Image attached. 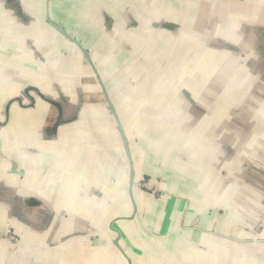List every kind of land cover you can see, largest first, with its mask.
Wrapping results in <instances>:
<instances>
[{
	"label": "crops",
	"instance_id": "crops-1",
	"mask_svg": "<svg viewBox=\"0 0 264 264\" xmlns=\"http://www.w3.org/2000/svg\"><path fill=\"white\" fill-rule=\"evenodd\" d=\"M233 1L248 6L0 0V234L11 229L19 237L13 243L0 236V264H264V142L233 145L224 134L213 136L208 122L217 112L208 117L204 110L193 127L176 124L168 135L169 124L159 120L129 124L132 116H190L183 111L195 95H145L128 75L151 68L141 70L140 81L179 82L175 68L196 67L185 36L208 41L214 21L223 29V8L235 12ZM201 3L209 5L207 19L196 31ZM248 3L251 9L240 10L264 16L258 7L264 0ZM161 22L176 25L175 34ZM198 47L206 52V45ZM190 74L183 75L195 83ZM106 97L116 116L127 117L122 135ZM180 97L187 103L182 112L173 105ZM262 106L264 99L256 109L264 116ZM140 132L154 138L144 141Z\"/></svg>",
	"mask_w": 264,
	"mask_h": 264
},
{
	"label": "rangeland",
	"instance_id": "rangeland-1",
	"mask_svg": "<svg viewBox=\"0 0 264 264\" xmlns=\"http://www.w3.org/2000/svg\"><path fill=\"white\" fill-rule=\"evenodd\" d=\"M240 12H244L242 10H239ZM247 16V12H244L243 15H241L238 20L244 21ZM207 17H205V20ZM247 20V19H246ZM251 21V20H250ZM225 23V31L226 33L232 32V33H238L241 29H243V24H237L238 22L235 21L233 15H232V9L227 10V18L226 21L224 19L223 25ZM218 31L213 30L212 31V37L210 42V52L206 51V55L203 52L202 49H200L198 46L201 45L200 42H198V39H202V37L197 39L191 37V36H185L186 38L190 39L192 41V47L191 50L196 51L197 57L200 54V51L202 50V53L200 54V57L190 60V62H195L196 67H188L186 65H182L178 69L174 70H180L181 77H180V83L179 82H172L168 81L166 79L157 80L154 82L149 83H143L140 81V78L144 75H141V70L146 71L147 73L151 70V68H140V69H132V72L128 77L132 79L135 84L139 85V87L145 88V95H161L162 97H165L166 95H195L196 103L199 105V107L207 112V116H213L215 112H217V115L214 116V121L216 124H222L224 121L227 120V125H236L239 123V120L242 119L241 116H237V107L238 105H241L242 99H243V87L239 84H236L233 82L232 77H241L242 81H247L248 85L250 82H254V80L258 77V74L260 72L255 71L254 66L250 64V62H243V51L242 48L238 49V45L233 42L228 36L222 35L219 36L217 33ZM202 33V32H201ZM204 38V37H203ZM197 40V43L195 42ZM195 45V46H194ZM233 50L239 51V55L237 56L236 53L233 52ZM147 57V56H146ZM175 60H178L177 58H174ZM206 63V66L204 67ZM193 70V71H192ZM196 73L197 81L195 83L187 82V75H183L187 72ZM217 73L218 78L213 79V74ZM190 74V75H191ZM143 79V78H142ZM194 79V78H192ZM199 79V80H198ZM156 80V79H155ZM184 80V82H183ZM227 81H229L227 83ZM252 82V83H253ZM142 83V84H141ZM223 86V87H222ZM222 87V88H221ZM221 89V90H220ZM123 89H121L122 91ZM121 91H118V94H120ZM220 92V95H222L223 100H214L217 98V93ZM239 94V95H233V94ZM224 94V95H223ZM216 95V96H212ZM248 97H253L254 95H247ZM184 98V97H183ZM99 102V101H98ZM249 102H245L242 107L245 106V104H249ZM100 103V102H99ZM112 103V102H111ZM186 103V99L184 100V104ZM256 105V104H255ZM112 107L114 105L112 104ZM264 106H262L263 108ZM164 109H167V106H164ZM168 109L171 110V106H168ZM167 109V112L169 110ZM184 110V105L179 107L178 112H182ZM264 113V109L262 110ZM126 118L121 115L116 116V122L121 124H126ZM193 116H177V115H166V116H148V117H131V127L137 126V124H143L147 123L148 125L153 124L152 121L155 119V121H158L159 124L168 125L169 128H166L168 126H163L164 134L168 135L170 129L175 126L176 124L182 125V129H186L185 126L188 124L191 127H193ZM200 119L197 120L199 122ZM127 125V124H126ZM225 133L222 137L223 140H226L228 137H230V134L228 133L227 128H224ZM174 131V127L173 130ZM183 137L184 134H188L189 132L187 130L180 131L179 132ZM141 136L145 140H152L153 132H149L148 137H146L143 132H140ZM213 134H218V132L214 131ZM158 136L160 133L157 134ZM188 136V135H187ZM220 136V135H219ZM134 147V145H133ZM230 145H223L222 149L227 150L230 149ZM150 151L149 149H147ZM152 151V150H151ZM153 152V151H152ZM153 154L151 153V156ZM149 181H141L137 183V187H141L144 184L150 185L148 183ZM154 189V196H160L164 195L162 191L157 189L156 187L150 185ZM142 188V187H141ZM144 189V188H142Z\"/></svg>",
	"mask_w": 264,
	"mask_h": 264
},
{
	"label": "trees",
	"instance_id": "trees-1",
	"mask_svg": "<svg viewBox=\"0 0 264 264\" xmlns=\"http://www.w3.org/2000/svg\"><path fill=\"white\" fill-rule=\"evenodd\" d=\"M233 6L232 8L235 10V12L237 11V9L240 10V9L247 8L246 7L247 5L241 4L240 1H237L236 3L235 1H233ZM208 7L209 5L206 4L205 6L204 3L197 5V8L195 9V13H194L195 23L192 21L193 26L196 27L195 28L196 31H200V29L203 28L205 24V17H206L205 14L207 12L206 9ZM258 7L264 11L262 5L259 4ZM223 9L226 11L225 7ZM248 9H251V8L248 7ZM235 12H232V15L235 21L238 22L237 24H240V23L243 24V29H241L240 32L226 33L225 23L224 25L223 23L221 24V26L223 27L222 29L220 27L219 21L218 22L214 21L212 31L213 30L218 31L217 33L219 34V36H222V35L228 36L233 42H235L239 46L238 49L242 48L243 62H250V64L254 66L255 71L260 72V74H258V77L254 80V82L253 81H252L253 83L250 82L249 85L247 81H242L241 77L239 76L232 77L233 82L238 85L240 84L244 89L243 99H242L243 103L241 105H238L237 112H236L237 116L242 117V119L239 120V123H237L236 125H227L226 123L227 120H226L222 124H216L214 121V117H212L213 123L212 121H211L212 124L208 122V125L211 128L210 131L213 136H216L213 134L214 131L218 132L219 135H223L225 133L224 128L229 129L228 133L230 134V141L233 142L232 143L233 145L236 144V141H239V139L240 141H242L247 138L250 141L257 140V143L259 144V146L262 147L263 146L262 142H264V139H263L264 138V132H263L264 116H261V114H258L256 109L259 107V103L262 102V100L264 99V16L260 18L258 17L255 19L253 18V16L251 17L248 16L249 18H246L247 20L245 19L244 21L240 22L238 20L239 17L235 16L238 14V12H236L237 14ZM214 15L215 13L212 12L211 17L214 18ZM247 15H253L251 10L249 12L247 11ZM226 18H227V13H225V21H226ZM223 21H224V17H223ZM160 24L163 27L162 29H164V31L165 30L172 31L173 28L177 27L176 25H172L171 23L161 22ZM172 33L175 34L174 31H172ZM211 37H212V34H211ZM186 42H188V40ZM198 42H200L204 46L206 45V51L210 52L209 46H210L211 38H209L208 41L206 40V42L202 43L203 42V36H202V39H198ZM233 52L236 53L237 56L239 55V51L233 50ZM205 55H206V52H205ZM193 56L195 59L197 58L196 52L195 53L191 52L189 59H193ZM216 78H218L217 73L213 77V79H216ZM228 82L229 81H227V83ZM217 95H220V92L217 93ZM233 95H239V94L237 93ZM247 95H254V96L251 98V97H248ZM212 96H216V95H212ZM248 101H251V102H249V104L246 103L245 106L242 107V105ZM182 102H184L183 98H181L178 101L176 100L173 105L176 106L179 104L178 107H180L182 106L181 105ZM183 113L185 115L188 114L190 116L195 117L194 120L196 122L198 119L200 120L204 119L203 110L199 107V105H197V103H190L189 108L183 111ZM204 127H207V126L205 125ZM254 128H257V131L253 130ZM259 152L257 153L258 155L260 154ZM222 154H224L223 149H221L220 156Z\"/></svg>",
	"mask_w": 264,
	"mask_h": 264
},
{
	"label": "water",
	"instance_id": "water-1",
	"mask_svg": "<svg viewBox=\"0 0 264 264\" xmlns=\"http://www.w3.org/2000/svg\"><path fill=\"white\" fill-rule=\"evenodd\" d=\"M67 38L70 39L69 36H67ZM70 40L72 41V39H70ZM72 42L84 53L86 59L90 63L89 54L77 42H75V41H72ZM106 103H107L108 107L110 108V111L113 114V117H114L115 122H116V115L114 113V110H113V107H112V103H111V101H110V99L108 97H106ZM116 124L118 125V129H119V131H120V133L122 135L123 134V131H122L123 129H122L121 123L119 124V123L116 122ZM123 141H124V144H125L126 155H127V158L129 160L131 168H132V159L130 157V153H129L128 148H127V140H125V137H124ZM133 185H134L133 170L131 169L129 186H128V196H129V199H130L132 205H134V199H133V196H132V187H133Z\"/></svg>",
	"mask_w": 264,
	"mask_h": 264
},
{
	"label": "built area",
	"instance_id": "built-area-1",
	"mask_svg": "<svg viewBox=\"0 0 264 264\" xmlns=\"http://www.w3.org/2000/svg\"><path fill=\"white\" fill-rule=\"evenodd\" d=\"M141 187L154 194V189L152 187H150V185L144 184ZM0 236H3L4 238L8 239L9 241H11L13 243H17L19 241V237L17 235H15L11 231V229H8L5 234H2V235L0 234Z\"/></svg>",
	"mask_w": 264,
	"mask_h": 264
},
{
	"label": "flooded vegetation",
	"instance_id": "flooded-vegetation-1",
	"mask_svg": "<svg viewBox=\"0 0 264 264\" xmlns=\"http://www.w3.org/2000/svg\"><path fill=\"white\" fill-rule=\"evenodd\" d=\"M244 3H247V4H248L247 7H250V4L248 3V0H244ZM223 10H224V9H223ZM224 12L227 13V11H225V10H224ZM220 13L223 14L222 11H220ZM247 16L251 17L252 15H247ZM249 17H248V18H249Z\"/></svg>",
	"mask_w": 264,
	"mask_h": 264
},
{
	"label": "bare ground",
	"instance_id": "bare-ground-1",
	"mask_svg": "<svg viewBox=\"0 0 264 264\" xmlns=\"http://www.w3.org/2000/svg\"><path fill=\"white\" fill-rule=\"evenodd\" d=\"M135 182H136L135 185L137 186V183H139V182H137V180H135Z\"/></svg>",
	"mask_w": 264,
	"mask_h": 264
}]
</instances>
